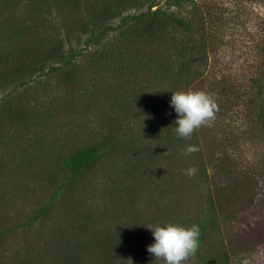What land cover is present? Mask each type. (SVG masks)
<instances>
[{
  "label": "trees",
  "instance_id": "trees-1",
  "mask_svg": "<svg viewBox=\"0 0 264 264\" xmlns=\"http://www.w3.org/2000/svg\"><path fill=\"white\" fill-rule=\"evenodd\" d=\"M17 1H24L20 12H15ZM144 1L149 2L145 11L126 14L114 26L110 21L132 8V0H0V90L23 87L34 75L52 77L57 91L63 87V92L56 94L45 82L37 88L41 93L24 89L19 95L8 92L6 97L10 98L2 99L0 144L8 158L4 164L0 155V168L19 169L26 183L16 176L19 182L14 185L26 193H30L28 188L32 191V183L45 181L50 195L25 221L0 228L1 251L9 246L3 242L9 231L41 229L28 243L16 244L19 248L13 255L0 254V264H81L83 255L91 254L93 247H102L104 264H115L126 245H137L138 233L132 222L142 211L140 205L126 204L117 195L111 199L114 214L109 216L103 204L98 209L97 205L91 207L99 214L90 213L70 196L100 165L111 169L113 175L109 176H116L114 189L118 194L141 193L139 188L148 185V165L175 161L177 155H183L187 147L183 145L185 139L175 132L177 114L169 103L171 93L187 90L193 82L192 86L198 82L204 87V70L194 69V58L200 57L199 65L208 55L215 58L214 45L209 51L206 42L210 27L199 25L196 35L195 24L169 10L180 0L155 9H151L154 4L150 0ZM54 11L57 21L51 17ZM256 23L264 29V17ZM75 27L81 34L89 32L85 41L92 45L99 44L111 29L117 33L105 47L95 49L79 63L81 52L68 44ZM261 49L264 51V45ZM211 82L219 89L217 95L233 84L226 78H213ZM244 82L237 89L247 98L242 99V105H258L256 114L250 113L257 115V130L264 134V62ZM230 98L229 104L237 101ZM75 114H81L83 124L92 116L95 126L89 121L74 129L70 121ZM7 134L12 136L9 141L3 138ZM46 134L61 136L64 141L49 137L47 142ZM193 153L196 151L188 156ZM249 187L241 182L232 194L241 200L249 194ZM219 192L223 194L221 189ZM156 195L158 200L163 196L159 192ZM209 198L203 216L186 223L198 225L201 233L193 264H230L227 241L219 226L231 218L236 204L232 203L228 211L225 208L224 218L216 206L210 207L215 200L211 194ZM56 211L61 213L57 219L52 217ZM94 217H100V221ZM126 224L130 229L123 227ZM99 225V233L93 234L90 229ZM247 232H239L237 239L242 241ZM253 235L249 234L252 244L260 246ZM88 264L97 261L88 260Z\"/></svg>",
  "mask_w": 264,
  "mask_h": 264
},
{
  "label": "rangeland",
  "instance_id": "rangeland-1",
  "mask_svg": "<svg viewBox=\"0 0 264 264\" xmlns=\"http://www.w3.org/2000/svg\"><path fill=\"white\" fill-rule=\"evenodd\" d=\"M150 1L154 4L151 9H155L166 8L173 0ZM23 4L21 1H17L15 12H20ZM132 4V8L122 11L110 23L115 26L120 22L122 16L145 11L149 2L132 0ZM169 10H174L179 16L195 24L196 35L199 34V25L204 26L205 29L210 27V36L206 37V42L210 44L209 51L214 45L216 59L208 55L203 65H199L200 57L198 59L195 57L194 69L204 70L203 75L206 82L203 84L204 87L198 85V82L192 86L193 82L186 89L199 88L212 95L218 105L215 121L211 126H204L196 130L190 140H184L183 145L186 147L192 146V143L197 144L198 150L193 155H177V159L171 161L173 163L163 160L148 165L149 169L146 171L148 185L145 183L144 187L139 188L141 193L124 192L125 196L118 194V190L114 189L116 176H109L113 175L111 169L107 170L105 165H100L81 180L80 188L78 191H74L70 198L79 203L81 209H87L86 211L90 213L99 214V210L92 211L91 207L97 205L98 209L103 204L104 208L110 211L109 216L114 214L110 208L113 202L111 199L118 198L117 195L119 198L121 196V200H119L126 204L135 202L141 206V213L137 215L135 222H132L138 233L137 245H126L122 253L117 256L115 264H130L129 259L132 264H163L162 261L154 259L147 251V246L154 242V237L147 228L149 225L162 226L164 222H171L188 226L187 221L194 222V219L203 216L204 209L210 202V194L215 200L210 207L215 209L216 206L224 218L226 216L225 208L228 211L232 203L235 202L233 215L228 220L221 221L219 226L222 236L227 241L226 249L230 264H264V234L256 233L257 231L264 232V134L257 130L255 123L257 117L255 109L258 105L255 102H250L249 107L246 108L241 101L242 99L247 100V98L240 95L242 90H237L241 87L240 85H245L246 77L264 62V51L261 49L264 45V29L256 27L258 18L264 17V0H180L178 5L171 6ZM51 17L53 21L58 20L55 11ZM72 17L73 15L69 17L70 21L73 19ZM116 33V30L111 29L99 44L92 45L85 41L89 32L81 34V29L75 27L70 37L72 42L68 44L75 46L77 51L81 52L79 63H82L95 49H101L111 42ZM206 50L208 51V48ZM216 77L226 78L227 81L233 83L228 85L229 90L221 95H217L219 89L217 90L218 87L211 82L213 78L217 79ZM45 82L52 88L53 93L63 92L62 86L58 87L59 91L56 89L57 86L54 87L55 83L52 77L41 75L36 78L34 75L23 87L7 86L0 90V106L2 99L10 98L6 97L8 92L11 95H19L24 89L37 90L39 84ZM52 90L48 89V92ZM215 90L217 91L215 92ZM231 96L237 101L229 104ZM247 110H249V114ZM250 111L255 114L251 115ZM74 116L70 121L75 125L74 129L81 128L80 126L84 124L87 125L89 121L91 125L95 126L92 116L84 124L79 119L81 114ZM11 137V134L10 136L7 134L3 138L9 141ZM49 137L57 136L46 134L44 138L47 142ZM58 139L63 143L64 139L62 140L61 136H58ZM3 146V143L0 144V155L5 164L8 153L3 149ZM7 146L9 145L7 144ZM64 152L62 151V153ZM16 155H19L18 152ZM202 166L205 168L201 169ZM190 168L197 170L192 176L186 174ZM16 176L26 183L19 169L10 170L9 167V169L3 170L0 168V228L2 229L25 221L31 211L45 202L50 195L49 186L45 181L40 184L32 183V191L35 190V192L33 193L28 188L27 192L30 193H26L18 185H14L15 182H19ZM241 182L250 187L249 196L246 195L239 200L232 192ZM220 189L223 194L219 192ZM158 192L163 195L159 200L156 195ZM68 200L70 201V199ZM154 203L157 205L155 206ZM14 207L17 208L16 211L13 210ZM59 215L61 213L56 211L52 217L57 219ZM94 219L100 221V217H94ZM123 227L126 230L130 229L127 224ZM99 229L100 225L92 227L90 231L93 234L99 233ZM40 230L38 232L35 229L9 231L3 238L5 245L9 246L6 251H1L2 246H0L1 256L13 255L14 251L19 248L15 246L16 244L20 245L24 241L28 243L33 239L31 236H36ZM247 231H251L249 232L250 237L252 234L257 237L260 246L252 244ZM239 232H247L242 241L240 238L237 239ZM211 240L213 241L212 238ZM92 250L91 254L83 255L81 264H88V260L104 264L105 256L101 253L102 247H93ZM195 260V257H191L187 264H193Z\"/></svg>",
  "mask_w": 264,
  "mask_h": 264
},
{
  "label": "clouds",
  "instance_id": "clouds-1",
  "mask_svg": "<svg viewBox=\"0 0 264 264\" xmlns=\"http://www.w3.org/2000/svg\"><path fill=\"white\" fill-rule=\"evenodd\" d=\"M170 105L177 114L175 132L181 139L190 140L193 133L201 127L211 126L215 121L218 105L211 94L203 90H177L171 93ZM189 145L183 154L188 155L197 151ZM195 168H190L186 174L192 176ZM154 242L147 246V251L163 264H187L199 248L200 228L196 224L183 226L176 223L164 222L163 225L147 227ZM132 264L131 259H129Z\"/></svg>",
  "mask_w": 264,
  "mask_h": 264
}]
</instances>
